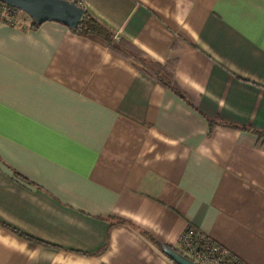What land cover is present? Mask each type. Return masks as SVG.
I'll use <instances>...</instances> for the list:
<instances>
[{"label": "crops", "instance_id": "1", "mask_svg": "<svg viewBox=\"0 0 264 264\" xmlns=\"http://www.w3.org/2000/svg\"><path fill=\"white\" fill-rule=\"evenodd\" d=\"M82 8L178 59L184 99L99 38L0 20V264H172L190 227L264 264V0Z\"/></svg>", "mask_w": 264, "mask_h": 264}, {"label": "trees", "instance_id": "2", "mask_svg": "<svg viewBox=\"0 0 264 264\" xmlns=\"http://www.w3.org/2000/svg\"><path fill=\"white\" fill-rule=\"evenodd\" d=\"M11 26L20 27V26H15V25H11ZM39 27H40L39 25L31 21L28 27H20V28L29 29V30H37ZM70 31H72L76 35H80L83 37H96V38L103 40L108 46L109 50L113 54H115L116 56L124 60L134 62L142 73L146 74L148 77L152 78L154 81L162 84L165 88L181 96V94H179L175 88L176 76H177V72L179 68L178 59L170 60L165 63L148 61L146 54L140 48H138L135 44H133L132 42L124 38H118L114 36V34L111 31H109V29H107L105 26L100 24L96 19H94L87 12L84 13V16L80 24L78 25V27ZM182 98L184 99V97ZM209 123H210V128H213L214 126L218 125L217 122H214L212 120H209ZM229 126H232L237 129H242V130H250L247 128H238L233 125H229ZM253 132L256 135H258L259 138L264 140V132L256 131V130H253ZM18 176L22 178V180H25L28 182V180L22 177L21 175H18ZM12 231L20 238H23V239H26L28 241L35 242L38 244H45L42 241L34 239L33 237L26 235L16 229H12ZM151 240L156 245H159L161 247V245L156 240L152 238ZM175 250L180 252L184 256H186V254L181 249H175ZM172 264L174 263L172 262Z\"/></svg>", "mask_w": 264, "mask_h": 264}, {"label": "built area", "instance_id": "3", "mask_svg": "<svg viewBox=\"0 0 264 264\" xmlns=\"http://www.w3.org/2000/svg\"><path fill=\"white\" fill-rule=\"evenodd\" d=\"M67 1L79 7L83 6V0ZM0 20L15 26H23L28 23V20L32 21L25 13L3 3H0ZM179 244L186 257L197 264H244L226 248L194 227H190L185 231Z\"/></svg>", "mask_w": 264, "mask_h": 264}, {"label": "water", "instance_id": "4", "mask_svg": "<svg viewBox=\"0 0 264 264\" xmlns=\"http://www.w3.org/2000/svg\"><path fill=\"white\" fill-rule=\"evenodd\" d=\"M0 3L20 10L39 26L54 22L70 30L78 27L85 13L82 7L67 0H0ZM163 250L174 264H197L175 249L164 247Z\"/></svg>", "mask_w": 264, "mask_h": 264}]
</instances>
